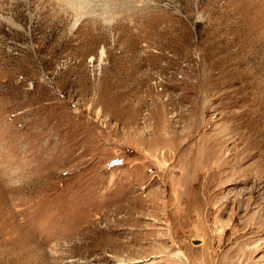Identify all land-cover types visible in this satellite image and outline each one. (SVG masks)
<instances>
[{
    "label": "rangeland",
    "instance_id": "1",
    "mask_svg": "<svg viewBox=\"0 0 264 264\" xmlns=\"http://www.w3.org/2000/svg\"><path fill=\"white\" fill-rule=\"evenodd\" d=\"M0 264H264V0H0Z\"/></svg>",
    "mask_w": 264,
    "mask_h": 264
},
{
    "label": "snow or ice",
    "instance_id": "2",
    "mask_svg": "<svg viewBox=\"0 0 264 264\" xmlns=\"http://www.w3.org/2000/svg\"><path fill=\"white\" fill-rule=\"evenodd\" d=\"M113 163L115 164V163H119V161H113Z\"/></svg>",
    "mask_w": 264,
    "mask_h": 264
}]
</instances>
